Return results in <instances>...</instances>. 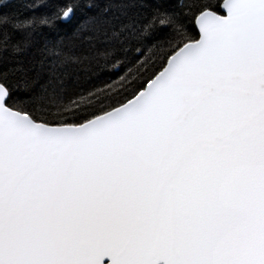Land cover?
Segmentation results:
<instances>
[{"label":"snow or ice","instance_id":"snow-or-ice-1","mask_svg":"<svg viewBox=\"0 0 264 264\" xmlns=\"http://www.w3.org/2000/svg\"><path fill=\"white\" fill-rule=\"evenodd\" d=\"M0 264H264V0H0Z\"/></svg>","mask_w":264,"mask_h":264}]
</instances>
